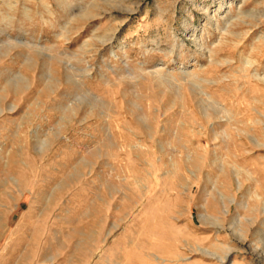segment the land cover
Segmentation results:
<instances>
[{
    "label": "rangeland",
    "instance_id": "rangeland-1",
    "mask_svg": "<svg viewBox=\"0 0 264 264\" xmlns=\"http://www.w3.org/2000/svg\"><path fill=\"white\" fill-rule=\"evenodd\" d=\"M0 264H264V0H0Z\"/></svg>",
    "mask_w": 264,
    "mask_h": 264
},
{
    "label": "bare ground",
    "instance_id": "bare-ground-1",
    "mask_svg": "<svg viewBox=\"0 0 264 264\" xmlns=\"http://www.w3.org/2000/svg\"><path fill=\"white\" fill-rule=\"evenodd\" d=\"M214 104H216V103H214Z\"/></svg>",
    "mask_w": 264,
    "mask_h": 264
}]
</instances>
